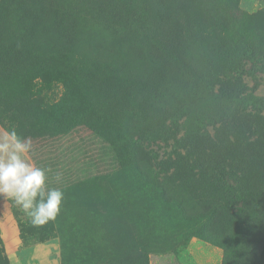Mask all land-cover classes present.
<instances>
[{"label": "rangeland", "instance_id": "374dc122", "mask_svg": "<svg viewBox=\"0 0 264 264\" xmlns=\"http://www.w3.org/2000/svg\"><path fill=\"white\" fill-rule=\"evenodd\" d=\"M11 128L64 192L40 227L0 197L26 264H264V0H0Z\"/></svg>", "mask_w": 264, "mask_h": 264}, {"label": "clouds", "instance_id": "9594fccd", "mask_svg": "<svg viewBox=\"0 0 264 264\" xmlns=\"http://www.w3.org/2000/svg\"><path fill=\"white\" fill-rule=\"evenodd\" d=\"M31 149V141L14 128L0 137V197L14 201L31 224L40 227L57 218L64 192L47 186L50 169L28 162ZM55 180L61 182L59 173Z\"/></svg>", "mask_w": 264, "mask_h": 264}, {"label": "crops", "instance_id": "0c3cea01", "mask_svg": "<svg viewBox=\"0 0 264 264\" xmlns=\"http://www.w3.org/2000/svg\"><path fill=\"white\" fill-rule=\"evenodd\" d=\"M15 221L10 217L9 209L0 206V228L4 236V245L6 255L10 264H26L24 254L19 251L17 241V229ZM193 254L197 264H222L224 260V251L221 247L210 244H199L197 241ZM150 264H181L178 257L173 251L158 252L150 255Z\"/></svg>", "mask_w": 264, "mask_h": 264}, {"label": "trees", "instance_id": "16d2710c", "mask_svg": "<svg viewBox=\"0 0 264 264\" xmlns=\"http://www.w3.org/2000/svg\"><path fill=\"white\" fill-rule=\"evenodd\" d=\"M225 255V254H224ZM224 259H225V256H224Z\"/></svg>", "mask_w": 264, "mask_h": 264}]
</instances>
